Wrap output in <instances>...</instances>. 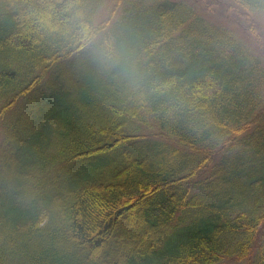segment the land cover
Segmentation results:
<instances>
[{"label": "trees", "instance_id": "trees-1", "mask_svg": "<svg viewBox=\"0 0 264 264\" xmlns=\"http://www.w3.org/2000/svg\"><path fill=\"white\" fill-rule=\"evenodd\" d=\"M105 1L0 0V264H264V0Z\"/></svg>", "mask_w": 264, "mask_h": 264}, {"label": "rangeland", "instance_id": "rangeland-1", "mask_svg": "<svg viewBox=\"0 0 264 264\" xmlns=\"http://www.w3.org/2000/svg\"><path fill=\"white\" fill-rule=\"evenodd\" d=\"M189 1L194 2L195 0H189ZM199 1L200 0H198L197 2L199 3ZM219 3H220V0L218 2H213V4L215 5L212 6L211 11H210L213 19L217 20V22L221 21V22L229 23V25L235 26L236 30L244 29L239 24L234 23L232 19L228 17V15L227 16L225 15V10H224L225 6L222 7L221 5H219ZM113 4H114L113 0H106L105 3L101 6L100 11L98 13L99 18L105 17L108 11L110 10V8L113 6ZM198 5L202 6L200 3ZM254 16H255V20L259 24L257 25V28H259L258 33H255L253 37L244 32H241V34L244 35L245 38H247L248 40L254 41L256 44L260 42V40L262 39V43L260 44L262 45V49L260 51L264 53V10L256 11ZM258 35L260 36L257 37ZM263 236H264V221L259 226L258 240H261Z\"/></svg>", "mask_w": 264, "mask_h": 264}, {"label": "clouds", "instance_id": "clouds-1", "mask_svg": "<svg viewBox=\"0 0 264 264\" xmlns=\"http://www.w3.org/2000/svg\"><path fill=\"white\" fill-rule=\"evenodd\" d=\"M74 19L78 20L76 26L80 39L92 46V54L101 59L108 57L111 52L110 41L104 36L97 35L94 26L86 21L83 13H76Z\"/></svg>", "mask_w": 264, "mask_h": 264}]
</instances>
